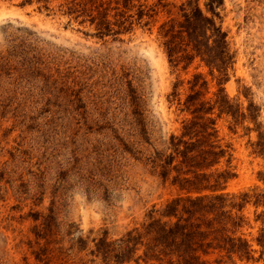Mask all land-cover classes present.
<instances>
[{
  "label": "rangeland",
  "instance_id": "374dc122",
  "mask_svg": "<svg viewBox=\"0 0 264 264\" xmlns=\"http://www.w3.org/2000/svg\"><path fill=\"white\" fill-rule=\"evenodd\" d=\"M101 1L103 31L65 0H0V264H116L129 232L141 244L122 264H176L143 259L146 226L174 222L161 212L184 194L174 172L162 180L161 159L192 118L188 97L212 105L220 89L239 116L206 115L227 150L216 167L235 174L224 193L248 198L216 232L196 220L207 231L198 263L264 264V0L216 5L233 55L223 80L199 57L170 58L160 31L189 1L211 16L209 0ZM226 237L248 254L230 252Z\"/></svg>",
  "mask_w": 264,
  "mask_h": 264
},
{
  "label": "trees",
  "instance_id": "16d2710c",
  "mask_svg": "<svg viewBox=\"0 0 264 264\" xmlns=\"http://www.w3.org/2000/svg\"><path fill=\"white\" fill-rule=\"evenodd\" d=\"M36 1L45 4L50 2V0ZM133 1L117 0V3L127 8L126 6ZM220 1L209 0L206 4L211 16L205 14L197 3L193 4L192 1L187 2V5L183 3L180 6V19L166 22L161 26L160 31L170 58L175 55L177 61L188 63L199 57L211 71L216 69L223 76V80L228 66L232 63L233 55L228 47L226 32L215 20V16H218L215 11L216 5ZM65 3L67 12L87 17L91 24H96L98 30L103 31L109 27L106 22L109 9L101 0H65ZM137 14L138 19L143 16L140 10ZM121 17H124L123 13ZM221 93H224L223 89L219 90L212 105L209 102H195L200 92L189 96L186 101L192 118L183 125L179 136L170 137L169 152L163 155L160 164L162 180L167 181L174 172L171 184L176 185L184 194L169 200L161 212L163 217L175 218L174 222H161L160 219H156L146 226L147 230L152 231L153 237L152 243L145 245L143 253L145 262L152 258L161 260L163 259L161 256H176L178 258L176 264H199V256L196 255L197 246L203 245L202 241L207 231L200 230L201 223L196 220L204 218L206 229L216 232L215 223L221 225L225 218L233 220L230 211L226 208L240 209L248 198L247 192L241 193L238 197L240 202L236 203L233 201L235 196L224 193L227 181L235 174L229 168L220 170L216 167L227 155V150L218 143L217 130L214 127L215 119L206 115L212 113L214 107H218L220 113H229L234 118L239 116L227 95ZM260 152L262 153V150ZM229 158L230 156L226 160L227 165L230 163ZM256 202L264 206V191L257 196ZM210 215L212 217L208 219ZM126 236L125 240L119 241L120 247L113 255L116 264L130 260L141 244L140 235L129 232ZM225 241L230 252L241 257L248 254V245L245 241L231 237H226Z\"/></svg>",
  "mask_w": 264,
  "mask_h": 264
}]
</instances>
